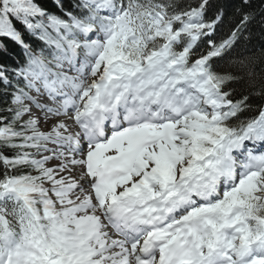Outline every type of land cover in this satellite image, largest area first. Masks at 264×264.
<instances>
[{
  "label": "snow or ice",
  "instance_id": "6c2138e0",
  "mask_svg": "<svg viewBox=\"0 0 264 264\" xmlns=\"http://www.w3.org/2000/svg\"><path fill=\"white\" fill-rule=\"evenodd\" d=\"M0 264H264V0H0Z\"/></svg>",
  "mask_w": 264,
  "mask_h": 264
},
{
  "label": "trees",
  "instance_id": "16d2710c",
  "mask_svg": "<svg viewBox=\"0 0 264 264\" xmlns=\"http://www.w3.org/2000/svg\"><path fill=\"white\" fill-rule=\"evenodd\" d=\"M51 2H52V0H46V3H48L49 6H51ZM252 43H253L254 45H256V46H259L260 43H262V41H261L260 38L257 36V37L253 40ZM237 51H238L239 53H243V52L245 51L244 46L241 45L240 48L237 49Z\"/></svg>",
  "mask_w": 264,
  "mask_h": 264
}]
</instances>
